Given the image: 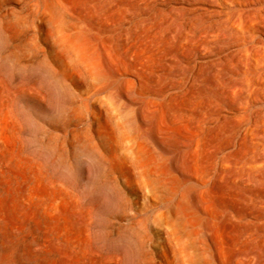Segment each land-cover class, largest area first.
<instances>
[{
    "label": "rangeland",
    "instance_id": "rangeland-1",
    "mask_svg": "<svg viewBox=\"0 0 264 264\" xmlns=\"http://www.w3.org/2000/svg\"><path fill=\"white\" fill-rule=\"evenodd\" d=\"M188 1L0 0V264L264 259V179L220 169L244 147L212 68L241 45Z\"/></svg>",
    "mask_w": 264,
    "mask_h": 264
},
{
    "label": "bare ground",
    "instance_id": "bare-ground-1",
    "mask_svg": "<svg viewBox=\"0 0 264 264\" xmlns=\"http://www.w3.org/2000/svg\"><path fill=\"white\" fill-rule=\"evenodd\" d=\"M188 4V8H182L183 12H198L197 16L209 14L222 17L226 15L221 20L228 23L229 33L227 35L229 39L237 41L241 45L238 56L232 55L224 62L218 61L212 68L216 79L213 93L218 103L219 111L231 108L238 112L237 119L239 124L231 133L230 146L244 147V151L237 161L221 159L220 169H225L223 165L226 163L229 169H248L249 175L264 179V0H190ZM206 4L210 5L212 9H209ZM218 40L220 43L224 42L220 41V39ZM231 40H227L224 44H228ZM212 44L200 47V53L203 54L214 49H220L219 44ZM255 103H258V106H254ZM112 106L113 104H110L109 107ZM119 124H121V121ZM123 129L125 128L123 127ZM120 130L122 129L120 128ZM124 135L127 136L126 134ZM125 136L124 138H126ZM127 140L125 141L127 142ZM125 141H122L123 144ZM136 154L138 155L137 151ZM134 158L136 159V156ZM250 180L256 186L257 180ZM154 181L159 183V178L156 177ZM250 188L248 190L252 191L253 188ZM259 202L262 204L254 203L255 210L264 207V202ZM251 212L249 214H253ZM174 245L172 248L175 249L177 246L175 245L176 247H174ZM217 246L214 240H211L205 247L197 251L183 249L181 251L182 264H224ZM228 264H264V259H261L256 248H252L248 252L236 253Z\"/></svg>",
    "mask_w": 264,
    "mask_h": 264
}]
</instances>
